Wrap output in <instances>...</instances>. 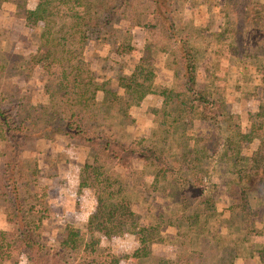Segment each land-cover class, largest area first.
Here are the masks:
<instances>
[{
    "label": "trees",
    "instance_id": "1",
    "mask_svg": "<svg viewBox=\"0 0 264 264\" xmlns=\"http://www.w3.org/2000/svg\"><path fill=\"white\" fill-rule=\"evenodd\" d=\"M182 1L45 0L38 10L30 9L27 0H0L15 21L36 26V47L26 60L6 58L5 49L0 51V207L8 227L0 229V264L13 252L24 254L31 264H118L115 257L98 258L97 235L108 240L135 225L142 241L137 257L150 255L152 244L175 248L173 258L155 256L153 264L190 259L195 264H264V251L255 263L239 246L241 236L264 235V205L253 206L251 196L254 187L264 202V102L248 115L244 130L220 99H210L197 86L193 34L176 14ZM229 1L222 0L220 9L231 24ZM216 2L220 0L212 5ZM245 2L231 3L247 16L264 18V4ZM125 17L128 23L122 26ZM135 27L144 32L141 49L132 43ZM223 33L213 34L221 40ZM247 33L232 29L231 35H240V40L227 47L248 50L246 37L254 32ZM98 47H108L115 58L114 75H102L94 67ZM161 58L177 88L160 87L161 105L151 111L159 130L136 139L127 130L134 123L131 108L154 92ZM38 66L43 81L36 97L14 79L27 80ZM259 80L264 84V71ZM197 120L210 125L206 137L192 128ZM50 134L75 140L91 153L80 181L95 203L85 237L66 224L54 243L29 220L28 194L36 185L39 163L26 154ZM253 140L256 149L251 157L243 156L241 144ZM213 156L227 167L218 184L210 183L201 166L205 157ZM136 160L151 174L149 183L137 174ZM221 192L229 197L226 205ZM225 244L234 245L235 251L222 256L220 246Z\"/></svg>",
    "mask_w": 264,
    "mask_h": 264
},
{
    "label": "rangeland",
    "instance_id": "2",
    "mask_svg": "<svg viewBox=\"0 0 264 264\" xmlns=\"http://www.w3.org/2000/svg\"><path fill=\"white\" fill-rule=\"evenodd\" d=\"M213 1L183 0L177 5L176 14L182 17L186 26H190L193 34V46L197 59V86L205 88L210 99H220L228 112L245 119L249 111L256 108L258 103L264 102V84L259 80L261 71H264V34H261L264 31V18H258L248 13L249 11H246L247 16L240 11V5L238 8H234L235 6L231 3L233 0H231L227 7L228 19L231 22L229 24L225 22V17L220 9L222 0L216 2L217 5H212ZM246 1L245 3L251 4L254 0ZM255 1L264 4V0ZM44 3L45 0H27L29 8L34 7L39 10L43 9ZM256 11L258 12V8ZM12 16L11 8L6 4H0V51L5 49L4 56L6 58L26 60L29 53L36 47L33 36L36 26L15 21ZM127 23L128 19L125 17L120 25L126 26ZM219 27L226 30L224 33V30L222 31L224 39L221 38V40L213 34L218 32ZM232 29L242 35L248 34L249 30L254 32L253 36L247 35L246 37V43L250 47L248 50L239 48L235 52L233 48L227 47V44L233 43L235 38L237 44L240 40V35H231ZM143 34V30L139 27L132 30V43L138 49L143 47ZM252 46L254 47L252 48ZM96 53L93 64L97 71L105 76L114 75L117 71L114 64L115 58L109 52L108 47H98ZM248 53H253V57L244 56ZM163 59L161 58L157 63L154 92L132 109L134 123L128 126L127 130L136 139L148 137L152 132L159 130V124L155 121V116L151 111L152 108L161 105V98L158 95L160 87L165 86L175 90L177 88L173 82L172 72L166 66L164 67ZM129 60V58H125V61ZM42 74V67L38 66L27 80L15 78L14 81L23 91L34 92L35 96L39 97L43 81ZM245 98L249 101H245ZM99 106L102 104L100 103ZM192 128L196 134L204 137L210 132V125L198 120L193 121ZM253 149V145L244 142L241 144L240 150L243 156L249 158ZM26 154L36 158L39 163L36 185L28 194L31 224L39 226L44 237L50 243H54L62 236L66 224L74 225L79 234L85 237L86 215L95 207L92 191L80 181L84 163L91 162L89 150L75 140L71 141L50 134L46 138L34 142ZM216 158L218 159V157ZM214 161L213 157H205L201 163L202 168L209 172V177L212 175L210 183H217L223 178V174H211V171L216 169L213 166ZM134 167L145 182L151 181V174L143 170L140 161L136 160ZM224 170L227 172V168ZM261 170L260 172L263 173L264 167ZM217 172H219L218 169ZM251 182L255 186L258 183V178H252ZM251 196L254 197L253 206L264 205L261 191H256L253 187ZM221 203L228 204L226 196H222ZM5 226L0 207V229ZM6 228L8 227L6 226ZM138 229L137 225L131 226L124 235L108 240L97 235L99 238L96 244L98 258L101 261H106L115 257L118 259V264H144L143 259L137 257V251L142 245L138 241L141 239L138 236ZM166 229L168 228H163L162 231L164 232ZM260 236H263V238H259L260 242L252 239L246 241V235L241 236L239 242L240 249L255 263L259 262L258 252L264 251V235ZM250 243L254 246L253 248L249 246ZM223 246H220L222 256L235 251V246L231 244L225 246L226 248ZM193 261L195 262V260H191L187 264H193ZM4 264L31 263L24 254L13 252Z\"/></svg>",
    "mask_w": 264,
    "mask_h": 264
},
{
    "label": "crops",
    "instance_id": "3",
    "mask_svg": "<svg viewBox=\"0 0 264 264\" xmlns=\"http://www.w3.org/2000/svg\"><path fill=\"white\" fill-rule=\"evenodd\" d=\"M30 9H34V7H30ZM39 10V9H38ZM223 27H219L218 28V32H222L223 30H224V28L222 29ZM150 95V94H149ZM149 95H147V96H149ZM147 96L144 98V99H146L147 98ZM143 99V100H144ZM253 100H254V98H252ZM142 100V101H143ZM245 101H249L248 99H246L245 98ZM258 105V104H257ZM135 107V106H134ZM134 107H132L131 108V114H132V109L134 108ZM256 110V108H254L252 111H249L247 114H246V116H245V119L244 118H242L241 116H240V124H241V127L244 129V130H246V128H247V125H248V115L250 114V113H252V112H254ZM133 116V115H132ZM71 141H73V140H71ZM248 144H251V145H253L254 146V149H253V151L256 149V146H257V140H253L252 142H248ZM252 151V152H253ZM213 158H215V161H214V167L216 168V169H213V171H211V174H215V173H218V174H224V172H223V169L225 168H227V167H225V165L223 164V163H221L220 161H219V159H217L216 158V156H213ZM217 169H218V171L219 172H217ZM225 171V170H224ZM226 173V172H225ZM223 176V175H222ZM211 177H212V175H211ZM211 177H210V180H211ZM152 180V179H151ZM222 179H220L217 183H215V184H218L220 181H221ZM226 196V198L228 199V201H229V197H228V195H226V194H224V192H221V194H220V200L222 201V196ZM94 210V208H92V210L89 212V213H87V215H86V218L88 217V215L92 212ZM4 228V227H3ZM164 232H171V228H168V229H166V231H164ZM138 236H139V238H141L140 237V235L138 234ZM250 237H252V238H250ZM260 237H262L263 238V236H260V235H246V241H248L249 239H252V240H256V242H260ZM248 238V239H247ZM138 241L142 244V241H141V239H138ZM242 241H244V239H242ZM251 241V240H250ZM249 241V242H250ZM251 242H255V241H251ZM227 245L228 244H225L223 247H227ZM234 246V245H233ZM239 246H241L240 244H239ZM250 247H254L253 245H252V243H250V245H249ZM151 250H152V252L150 253V255H148V256H146V257H143V258H139L138 257V259H143V263L144 264H153V262H154V257L155 256H162V257H170V258H173L174 257V255H175V248L174 247H172L171 245H164V244H152L151 246ZM225 247V248H226ZM229 249V248H228ZM157 251V252H156ZM191 260H194V259H190V260H188V261H185L184 263H182V264H187V263H190V261ZM193 264H195V262L193 261Z\"/></svg>",
    "mask_w": 264,
    "mask_h": 264
}]
</instances>
